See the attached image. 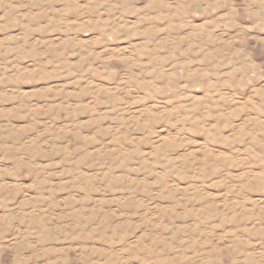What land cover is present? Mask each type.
Returning a JSON list of instances; mask_svg holds the SVG:
<instances>
[{"label":"rangeland","instance_id":"374dc122","mask_svg":"<svg viewBox=\"0 0 264 264\" xmlns=\"http://www.w3.org/2000/svg\"><path fill=\"white\" fill-rule=\"evenodd\" d=\"M0 264H264V0H0Z\"/></svg>","mask_w":264,"mask_h":264}]
</instances>
